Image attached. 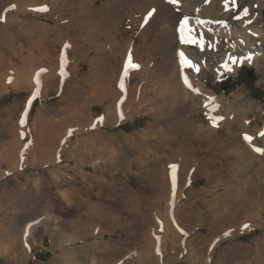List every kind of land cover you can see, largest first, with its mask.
<instances>
[{
	"label": "rangeland",
	"instance_id": "1",
	"mask_svg": "<svg viewBox=\"0 0 264 264\" xmlns=\"http://www.w3.org/2000/svg\"><path fill=\"white\" fill-rule=\"evenodd\" d=\"M117 1L127 10H120L125 15L122 18L138 5V0ZM229 1L235 5L239 2ZM57 3L61 7L65 0ZM260 3L261 12L256 14L264 22V0ZM6 4L10 6L0 14L2 19H12L6 29L9 37L13 36L15 23L27 21L28 14L38 15L34 16L37 23L49 27L56 24L55 14L49 15L54 0H7ZM168 5L175 10H170V14L178 17L183 14L178 13L176 3ZM76 13L73 22L77 29L63 38L67 42L65 46L62 47L59 42L63 39L57 36H51L52 44L46 45L50 50L58 45L54 61L48 63L41 55L32 59L28 52L23 53L26 61L23 64L37 71L35 87H28L31 85L23 80L24 70L9 67L0 72V264H264V180L261 178L264 157L255 167L243 170L230 144L213 147L215 152L226 156L228 161L223 166L207 154L197 156L187 150L176 155L167 149L160 151L155 144L158 136L150 127L151 117L146 107L139 105V96L135 101L126 96L123 103H118L123 106L117 107V111L112 107L115 116L109 115L104 82L101 83L104 70L100 65L120 52L124 56L128 43L122 51L112 49L109 41H105L103 56L97 54L90 42L95 37L84 23L77 21ZM60 15L62 11L57 12ZM144 17L148 22L143 21L140 31L146 30L154 44L162 33L163 23L160 19L152 26L148 16L144 14ZM122 18L117 21L121 23L120 33L132 31L129 18ZM189 18L195 20V16ZM0 27L6 25L0 23ZM131 34L124 40L132 39ZM209 41L213 39L206 38L205 46ZM8 44L6 38H0V48L6 49ZM210 45L211 48H205L206 58L214 60V64L199 75L207 83L208 91L224 95L229 104L243 91L244 99L233 105L228 120L233 122L236 117L237 124L245 120L247 126L254 122L251 131L243 135L236 132L237 141L245 142V137L257 136L256 131L264 128V46H257L261 48L257 56L253 54L254 47L250 50L234 38L222 37L215 47ZM130 46L127 59L133 50ZM2 52L0 55L7 58ZM226 52L233 55L243 52L238 75H218L212 71ZM84 57L90 60L91 71L85 63L76 64ZM247 60L253 61L247 64ZM130 62L136 64H131L134 71L129 72V82H134L130 87L141 88L150 82L155 86L149 98L157 94L159 100L167 102L174 93L152 76L150 66L155 62L150 66L137 64L133 58ZM156 65L159 66L157 62ZM78 71L85 79L76 78ZM228 79L234 88L225 91L222 84ZM215 118L219 128L227 120V116L219 114ZM182 136L178 134V138ZM108 137L110 142L103 141ZM263 137H256L261 150H264ZM124 151L127 153L123 155ZM202 164L206 176L214 177L211 185H207L204 177L194 176ZM219 170H224L225 175ZM165 180L166 195L161 196L159 190ZM101 183L107 186L103 188ZM125 183L132 185L131 193L123 191ZM80 197L83 201L70 200ZM34 223L38 227L29 238L27 227ZM169 223L173 227L170 226L171 232L181 235L177 250L171 249L172 237L167 236ZM196 236L207 241L194 240ZM216 242H219L217 246ZM232 247H238L239 255L233 262L224 258L225 250ZM72 249L77 253L74 256L69 254ZM248 250L253 253L245 255Z\"/></svg>",
	"mask_w": 264,
	"mask_h": 264
},
{
	"label": "bare ground",
	"instance_id": "2",
	"mask_svg": "<svg viewBox=\"0 0 264 264\" xmlns=\"http://www.w3.org/2000/svg\"><path fill=\"white\" fill-rule=\"evenodd\" d=\"M6 1L7 0H0V7H3L0 11L1 14L5 12L8 6H10L6 4ZM8 1L12 2L14 0ZM57 1L58 0H54V6L49 14H55L53 17L56 24L53 27H49L48 24L37 23L35 17L39 16L34 15V13L28 14L30 17L27 21L23 20L21 23H15L16 26L12 28V37L7 35L6 30L12 19H8V17L2 19L0 14V23L6 25V27H0V38H6L9 42L6 49L5 46L0 48L1 52L3 51L5 55L8 56L7 58H4L0 55V72L4 68L9 67H16L17 69L24 70L25 73L23 74V80L31 85L28 87H35V74L37 71L35 72V70H31L32 67L27 69V66L24 65L25 63L23 62L25 61L23 53L25 51L28 52V57L32 59H35V56L37 55H41V59L44 60L43 58L45 57L48 63L54 61L53 54L57 53L58 45H53L52 47H54V49L51 50L49 49L50 47L46 48V45L52 44V41L50 40L51 36H57L60 39L68 38L70 32L77 29V24L73 22V13L77 12V21L84 23L87 29L91 32V36L95 37V40L90 42L93 43V47L97 54L102 55V52L104 53L105 41H109L108 43L111 44L110 47L114 50L117 48L122 50L125 43H128L127 51H129L128 49H130V45L133 47V53L131 52V56L128 59L127 54L129 53L127 51L124 56L123 52H120L113 55V57H109L105 64L100 65L104 70V74L101 77V83L104 82V93L106 94L105 101L111 112L112 107L117 111V107L119 108L123 106V104L118 105V103H123L127 98L126 96H131V99L134 101L136 100V96H139V105L146 107L145 110L148 112V116L151 117L152 124L150 127L158 136L155 140V144L160 151H165L167 149L168 152H171L172 154L176 153V155L177 153H184L187 150L197 156L207 154L208 157L216 159L218 165L223 166L226 165L228 161L226 156L215 152L213 147L215 145L222 146L223 144H230L231 152L237 154V159L239 164L243 167V170H249L251 167H255L260 158L264 157V155L262 156L258 154L257 151H254L255 148L259 149L260 147L259 140L256 137H261V134H264V128L256 131L257 136L251 137V134L248 135L252 138L251 144L246 140L245 142L243 140L238 142L236 132L241 131V135H243L245 132L251 131L252 127L254 128V126H252L254 122H249V126H247L245 120H240L237 124L236 117L233 122L228 120L233 113V105L244 99L243 91H239L234 97L235 100L229 104L224 95L218 96L213 91H208L209 88L207 83H205L199 75L201 71L209 69L214 64V60L206 58L205 48H209L211 43L213 44V47H215L214 45L220 42L222 37H225L228 40L234 38L238 41L239 45L243 44L246 48L249 47L250 50L251 47H254L253 54H257V56L261 53V48L259 49L258 47L264 46V22L263 18H259L256 13L257 11H260L259 3L262 0H239L236 5L230 3L231 1L229 0H178V2H176V6L180 9V12L178 13H183L179 17L176 14H170V10L173 12H175V10L168 5L169 3H167L166 0H144L143 3H140L141 0H138L136 1V4H138L137 6L133 4V6L137 8H131L133 11L131 13L128 11L125 18H122L125 15L122 14L121 11L127 10L120 7L119 3L122 2L117 0H84L83 2L80 0H65V4L61 7H59L61 4L57 3ZM245 10L248 12L247 16H245ZM59 11H62V15L57 16V12ZM144 14H146V17L148 16L147 18L150 20L152 26L160 19L161 23H163L162 33L154 44H152V41L148 38L149 35H146V30L143 29L144 31H142L141 29L140 31V28H143L141 25L143 21H145ZM189 16H195V20H190ZM119 18H129L132 25V31L129 30L130 32L124 31L120 33L121 31L119 29H121V23L117 22L119 20L121 21ZM236 19L240 21H237ZM185 21L188 22L187 25H185ZM186 26L188 29L187 32L185 31ZM149 32L151 33V31ZM129 34L133 35V38L129 41H125L124 38ZM119 35L123 39H121ZM217 35L219 36L218 38L215 37ZM38 36H41L40 39H38ZM206 38H212L213 42L210 43L209 41L210 44L205 46ZM139 39H142L141 43H139ZM65 40L66 39H63L59 42L62 44V47L67 43ZM219 46L217 49H219ZM74 49L76 50L77 48L75 47ZM143 49H146V54L143 53ZM181 53H183V56L188 63H185V61L181 59ZM59 54L60 51L56 58ZM242 55L243 52H240V55H233V53L226 52L217 66L214 68L212 67L211 69L212 71L217 72L218 75H225L227 73L238 75L240 67L243 65V60H239ZM131 58H133L134 62L141 65L146 64L147 66H150L153 62L158 63L159 66L156 65L157 67L155 66V63L153 66L151 65L150 70L154 78L163 81L167 90H171L174 93L169 97L167 102L159 100L157 94L152 98H149V93L154 90L153 87L155 86H152L150 82H147V84L141 86V88L139 86H136L135 88H131L132 86L130 87V84L134 81H132V83L129 82V72L134 71L131 69L133 68L132 65L136 66L135 63L130 62ZM214 59H217L216 56ZM258 59L259 57H256V60ZM252 61L253 60H247L246 63L251 64ZM82 63L88 65L90 71L92 70L88 58L84 57L76 64L79 66ZM189 64L191 66H189ZM262 69L264 70V67H262ZM75 74L76 78L80 80L85 79L86 77L82 72L80 73V71ZM186 80L191 87L186 84ZM133 95L134 99L132 98ZM206 104L208 105L207 108L205 107ZM149 106L151 107L148 108ZM113 111L109 113V115L115 116L116 111L114 113ZM216 114L221 116L224 115L225 117L227 116V120L220 124V128L219 126L213 127V121L210 119V117H215ZM131 116H129V118H131ZM223 129H226V132L223 133ZM179 133L183 134L182 139L178 138ZM247 134L248 133H246V135ZM110 138H103V141L110 142ZM100 139L102 140V138ZM127 141L129 142L128 138ZM180 147H182V149ZM126 153L127 151H124L123 155ZM203 161L204 159L202 162ZM207 162L209 161L207 160ZM211 164L213 165L214 163L211 162ZM118 166L121 165L119 164ZM129 168L130 167H128V169ZM95 171L98 173L100 172V169L95 168ZM216 172L218 174V171ZM219 173L225 175L224 170H219ZM262 173L261 178L264 180V172ZM194 176L204 177L207 185H211L214 181L213 176H206L203 164L201 165V168L196 171ZM178 182L180 183V180H178ZM167 183L168 182L165 180L163 186H161L159 190V195H166L165 191ZM94 186H96V184ZM101 186L104 188L107 185L101 183ZM132 189V185L130 186L125 183L123 191L131 193L133 191ZM72 195L73 193L71 191L70 196ZM70 200L80 202L82 198L80 197L78 200L76 198H70ZM105 224H107L108 227L107 221H105ZM144 226L146 225L144 224ZM170 226L172 227L169 223L167 236L170 235L172 237L171 249L176 248L175 250H177L176 243L181 239V235L176 231L171 232ZM37 227L38 226L35 223L29 225L27 227L26 235H28L29 238L32 237ZM144 237L147 238V235ZM201 238L202 241H207V238H203V236H196L194 237V240ZM137 240H139V238ZM218 243L219 242H216V246ZM237 249L238 247L226 249L224 258L232 262L238 259L239 255ZM75 251V249H72L69 251V254L74 256L77 254ZM251 253H253V251L248 250L245 255H250Z\"/></svg>",
	"mask_w": 264,
	"mask_h": 264
},
{
	"label": "snow or ice",
	"instance_id": "3",
	"mask_svg": "<svg viewBox=\"0 0 264 264\" xmlns=\"http://www.w3.org/2000/svg\"><path fill=\"white\" fill-rule=\"evenodd\" d=\"M166 2L169 3V4H174V3H176V0H166ZM247 15H248V12H247V10H245V16H247ZM187 23H188V22L185 21V25H187ZM181 59L184 60L185 63H188V62L185 60V58H184V56H183V53H181ZM189 66H191V65L189 64ZM197 71H198V69H197ZM185 82H186V84H188L187 80H186ZM188 86L191 87L190 84H188ZM205 107L207 108L208 105L206 104ZM210 119L213 121V127H217L219 122L216 120V118H215V117H210ZM261 135L264 136V134H261ZM245 140H246L247 142H249L250 144H251V142H252V138H251V137H245ZM254 151H257L258 154H260V155H264V150H261V149L255 148ZM173 171H175V166H173ZM173 182L175 183V178H173ZM247 227H248V226L245 225V228H247Z\"/></svg>",
	"mask_w": 264,
	"mask_h": 264
},
{
	"label": "trees",
	"instance_id": "4",
	"mask_svg": "<svg viewBox=\"0 0 264 264\" xmlns=\"http://www.w3.org/2000/svg\"><path fill=\"white\" fill-rule=\"evenodd\" d=\"M230 84H232V80L231 79H228L224 84H222L223 85L222 87H224L223 89L225 91H229L230 89L234 88L233 85L231 86ZM228 85H230V88L228 87ZM227 88H229V89H227Z\"/></svg>",
	"mask_w": 264,
	"mask_h": 264
}]
</instances>
